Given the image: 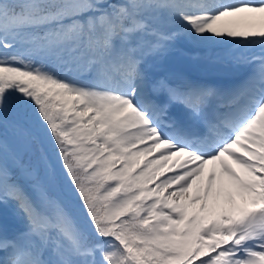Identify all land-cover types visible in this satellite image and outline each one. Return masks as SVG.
Listing matches in <instances>:
<instances>
[{"label": "snow or ice", "instance_id": "1", "mask_svg": "<svg viewBox=\"0 0 264 264\" xmlns=\"http://www.w3.org/2000/svg\"><path fill=\"white\" fill-rule=\"evenodd\" d=\"M8 208L0 264H264V0H0Z\"/></svg>", "mask_w": 264, "mask_h": 264}, {"label": "bare ground", "instance_id": "2", "mask_svg": "<svg viewBox=\"0 0 264 264\" xmlns=\"http://www.w3.org/2000/svg\"><path fill=\"white\" fill-rule=\"evenodd\" d=\"M215 47L210 48L212 51ZM184 49V54L172 53L158 63L162 71H153L164 75H179L196 81H204L217 84L223 81V85H231L238 82L240 74L231 70L228 62L219 56L209 58L200 53L193 55ZM220 73H224L221 75Z\"/></svg>", "mask_w": 264, "mask_h": 264}, {"label": "rangeland", "instance_id": "3", "mask_svg": "<svg viewBox=\"0 0 264 264\" xmlns=\"http://www.w3.org/2000/svg\"><path fill=\"white\" fill-rule=\"evenodd\" d=\"M208 53L209 52H203V55L204 56H208ZM193 55H195V54H193ZM150 71H162V69L158 68V65H157L156 67L151 68ZM0 213H1V215H0V224L6 223L9 226V228L13 227L14 226V221H13V216H12V210L10 208L2 209L0 211Z\"/></svg>", "mask_w": 264, "mask_h": 264}]
</instances>
